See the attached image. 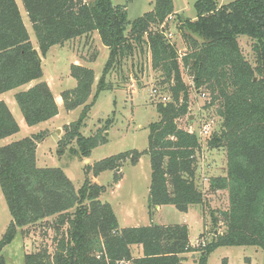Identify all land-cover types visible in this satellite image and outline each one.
Here are the masks:
<instances>
[{"label":"trees","instance_id":"1","mask_svg":"<svg viewBox=\"0 0 264 264\" xmlns=\"http://www.w3.org/2000/svg\"><path fill=\"white\" fill-rule=\"evenodd\" d=\"M21 2L41 58L54 46L90 39L93 33L108 50L89 103L93 71L74 64L69 67L76 84L62 91L60 98L66 112L80 107L82 111L75 122L64 125L59 154L74 143L69 155L86 160L92 150L108 142L105 133L110 120L89 137L80 130L98 95L113 89L107 77L125 63L135 69L133 60L146 52L157 75L159 91H154L167 93L170 100L156 105L158 120L147 127L144 151L124 152L85 166L86 178L78 189L62 169L37 167L42 132L0 147V190L11 217L0 239V264H5L2 250L18 231L26 235L36 226H48L53 233L51 244L25 254L24 264H183L185 255H196L195 264H207L209 255L221 247H254L264 253V0H235L224 5L197 0L194 19L176 15L172 0H155L153 10L133 21H128L125 5H113L111 0ZM172 17L175 31L185 43L181 58L171 42L168 18ZM242 36L252 41L254 66L242 54L238 43ZM33 49L16 1L0 0V95L36 82L14 95L28 127L46 123L59 113L50 88L41 81V63ZM96 57L97 52L90 62ZM182 70L195 91L208 95L204 108L214 109L220 120L218 131L205 139L206 148L224 151L226 159L224 175L209 180V190L227 192L228 209L220 213L224 230L198 246L190 244L186 225L150 223L120 228L112 207L99 200L106 188L88 178L111 171L110 187H116L123 164L135 166L147 155L149 215L157 207L172 206L186 213L189 207L204 204V195L194 184L200 138L179 126V121L189 117L191 89ZM132 75L137 77V73ZM19 131L7 105L0 101V141ZM133 246L141 248L142 257H133Z\"/></svg>","mask_w":264,"mask_h":264},{"label":"rangeland","instance_id":"2","mask_svg":"<svg viewBox=\"0 0 264 264\" xmlns=\"http://www.w3.org/2000/svg\"><path fill=\"white\" fill-rule=\"evenodd\" d=\"M15 1L34 47L36 46V39L27 14L21 0ZM172 1L176 15L184 19L195 18L196 12L193 5L197 0ZM215 1L218 5H224L235 0ZM154 2L155 0H132L127 3L126 0H111L113 5L126 6L128 21H133L144 13L153 10ZM173 18L168 23L171 29V42L176 45L178 55L181 58L186 51L184 49L185 43L175 31ZM92 38V36L90 39L80 38L66 42L63 46H54L49 49L45 58H41L43 74L41 81L48 84L54 95L75 87L76 82L69 75L71 64L85 65L93 71L95 78L91 96L88 100V103L91 102L108 58V51L101 45L98 35V43ZM95 43L99 44L98 56L95 62L91 63V57L97 52L98 45ZM238 43L245 59L254 66L252 41L242 36L239 38ZM133 61L137 63L135 69H131L130 63H125L120 71H113L107 77V83L111 84L113 89L101 92L88 112L85 126L80 130L84 137L93 134L106 120L111 121V126L108 132L105 133L108 142L92 150L86 160L69 155V148H74V143L65 147L63 154L58 153V142L64 136V125L75 122L82 111V107L66 112L61 103L59 105L60 112L55 120L52 119L49 123L28 127L25 125L14 101V95L17 92L24 91L26 85L0 95V100L7 105L17 124L20 123L19 133L12 136V139L1 140L0 147L7 145L5 143L9 141H17L42 132L45 136L37 144V167L62 169L75 189L80 188L85 181V166H90L97 161L124 152L144 151L147 148V127L150 123L158 120L156 105L159 102H168L170 96L167 93H154V89L159 91V87L156 86L155 81L157 75L152 72L150 67L149 53L146 52L144 57H138ZM132 70L133 72H131ZM135 73H137V77L134 79L132 74ZM182 78L190 87L184 70H182ZM193 88L194 86H191L189 90V117L179 121V126L186 130L191 128L196 136L203 128L207 127L209 136H211L218 131L220 120L215 115L214 109L204 108L208 95L203 96L201 95L202 91L197 92ZM162 97H165L166 100L163 101ZM58 129L59 132H57ZM199 138L201 150L196 157L194 184L203 193L205 199L202 206H191L186 213L179 212L172 206H162L159 212L155 210L153 215H149L147 200L151 169L147 155H143L135 166L128 163L123 164L121 168L122 179L118 188L110 187L114 176L111 171L103 172L97 177H93L91 174L88 176L93 183L106 188L99 200L108 203L112 207L120 228L147 226L150 223L186 225L189 242L192 246L208 243L215 233L220 234L223 232L224 226L220 213L228 209L227 192L209 190V180L224 175L225 153L217 149L208 150L205 144L206 137ZM214 219L215 221H213ZM10 221L11 217L0 190V239L6 232ZM52 237L53 233L48 229V226L30 228L29 233L26 235H23L22 231H18L13 242L2 250L5 264H24L25 254L35 252L40 245H50ZM132 253H135V250ZM246 261H250L251 264H264V253L254 247H221L209 255L207 264H226L227 262V264H247ZM186 264L194 263L187 260Z\"/></svg>","mask_w":264,"mask_h":264},{"label":"crops","instance_id":"3","mask_svg":"<svg viewBox=\"0 0 264 264\" xmlns=\"http://www.w3.org/2000/svg\"><path fill=\"white\" fill-rule=\"evenodd\" d=\"M18 9H19V7H18ZM92 39L94 40L95 39V42L96 43H98L97 42V33H93L92 34ZM99 37V36H98ZM83 39H85V37H82ZM86 41V40H85ZM99 41H100V39H99ZM95 43V44H96ZM101 43V42H100ZM96 45H98L97 46V56H98V47H99V44H96ZM102 45V44H101ZM103 46V45H102ZM34 48H37V46H34ZM104 48H106V47H104ZM107 49V48H106ZM37 51H38V49H36ZM108 51V50H107ZM97 58V57H96ZM96 60V59H95ZM41 62H42V59H41ZM74 62H76V61H74ZM95 61H93V62H91V63H94ZM90 63V64H91ZM80 66H84V67H87V66H85V65H80ZM87 68H89V67H87ZM36 82H33V83H31V84H29V85H26L27 87H26V89L25 90H27L29 87H31V86H33L34 84H35ZM137 84H139V83H137ZM48 85V84H47ZM49 87V86H48ZM50 88V87H49ZM24 90V91H25ZM51 90V89H50ZM62 92V91H61ZM61 92H59V94L58 95H54L53 93V97H54V99H55V102H56V104H57V106H58V110H59V112H60V108H59V105H61V103H62V101H61V98H60V93ZM0 101H2V100H0ZM59 114V113H58ZM58 117V115L53 119V120H55L56 118ZM52 120H50V121H48L47 123H49V122H51ZM18 125H19V127H20V123H18ZM10 139H12V137H9ZM9 138H7V139H9ZM7 139H5V140H7ZM11 141H9V142H7V143H5V144H8V143H10ZM14 142V141H13ZM223 176V175H222ZM121 182V181H120ZM120 182L118 183V185L116 186V188H118L119 187V185H120ZM161 210V207H157L156 208V212H159ZM148 225H150V224H148ZM163 226V225H162ZM127 228V227H126ZM132 251L133 250H135V253H132L133 254V257H135V258H140V257H142V250H141V248L140 247H138V246H133L132 247V249H131ZM195 258H196V255H185V261L183 262V264H186V261L187 260H190V261H192L194 264H195ZM247 262V264H251L250 263V261H246ZM228 263V262H227ZM226 263V264H227Z\"/></svg>","mask_w":264,"mask_h":264},{"label":"built area","instance_id":"4","mask_svg":"<svg viewBox=\"0 0 264 264\" xmlns=\"http://www.w3.org/2000/svg\"><path fill=\"white\" fill-rule=\"evenodd\" d=\"M170 19L171 18H168V20H170ZM188 82H189V86L191 88V86H193L194 84L191 81H189V80H188ZM154 93H156V91H154ZM161 99L163 101L166 100L165 97H162ZM188 132L191 133V134H194V131L191 128L188 129ZM198 136L199 137H206V138H208L209 137V130H208V128L207 127L203 128V130L199 132Z\"/></svg>","mask_w":264,"mask_h":264},{"label":"water","instance_id":"5","mask_svg":"<svg viewBox=\"0 0 264 264\" xmlns=\"http://www.w3.org/2000/svg\"><path fill=\"white\" fill-rule=\"evenodd\" d=\"M33 54L37 57L38 61L41 63V57L39 56V53L36 49H33ZM256 80V79H254ZM60 130L58 129L57 132H59Z\"/></svg>","mask_w":264,"mask_h":264}]
</instances>
